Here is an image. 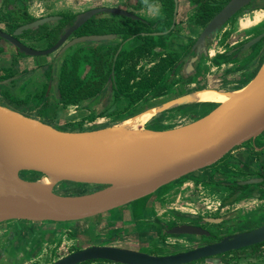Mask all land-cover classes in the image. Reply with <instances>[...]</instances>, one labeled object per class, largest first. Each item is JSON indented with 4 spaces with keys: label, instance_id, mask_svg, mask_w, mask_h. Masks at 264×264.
Wrapping results in <instances>:
<instances>
[{
    "label": "water",
    "instance_id": "95a60500",
    "mask_svg": "<svg viewBox=\"0 0 264 264\" xmlns=\"http://www.w3.org/2000/svg\"><path fill=\"white\" fill-rule=\"evenodd\" d=\"M253 1L229 0L208 21L193 45L194 56L187 64L193 73L219 30ZM100 14L136 19L120 9L87 10L78 14L58 42L46 50L32 49L17 38L60 20L59 16L36 19L17 27L11 34L0 32V38L19 54L47 56ZM261 37L249 40L244 49L251 48ZM95 39L99 36L73 39L59 52L64 53L76 40ZM205 91L220 92L226 99L215 103L199 118L175 127L161 130L135 127L141 117L152 118L179 107L212 103L200 97ZM263 134L264 57L254 75L240 88L195 90L96 130H60L0 104V224L78 223L95 218L149 198L184 177L208 169ZM262 180L250 178L238 183L247 186ZM61 184L89 189L81 194L57 193L55 189ZM168 233L209 236L199 227L184 224ZM262 243L264 224L176 254L159 256L117 246L90 245L51 264H84L95 260L112 264H192Z\"/></svg>",
    "mask_w": 264,
    "mask_h": 264
},
{
    "label": "rangeland",
    "instance_id": "374dc122",
    "mask_svg": "<svg viewBox=\"0 0 264 264\" xmlns=\"http://www.w3.org/2000/svg\"><path fill=\"white\" fill-rule=\"evenodd\" d=\"M15 1L14 3L18 5L19 10H16V5L12 3V10L5 11V13L4 11H0V31L2 32L10 33L13 25L22 23V11L20 10L22 6L21 0ZM9 5L8 3L6 8L9 7ZM195 19L194 17L189 19L190 25L192 27H198L199 29L194 38H191L192 40L197 38L203 28L201 25L194 24ZM229 22L227 23L228 25ZM227 24L215 36V38L220 39L223 45L232 43L228 29L224 31V28L228 26ZM185 30L184 27H180L177 31L178 34L181 33L185 37ZM262 32L264 31H254L247 39L251 40ZM19 40L25 46L32 49L46 50L45 41L40 39L36 34L21 36ZM246 41L245 39L235 46H240ZM260 45L263 46L260 57V61H262L264 57V45L263 43L259 44L257 50L261 47ZM11 51L14 52V50ZM183 52H186L185 49ZM256 54L257 51L250 56L252 57ZM152 61L156 62V59ZM142 63L145 64L144 61H142ZM238 64L239 63H235L234 65L236 66ZM203 68L201 69L203 75L200 74L201 76H198V79H200L198 82L203 80V83H196L199 84V86L191 85L192 82L195 81V78H190L185 81L181 80V82L174 87L176 89L166 97L144 104L139 108L132 107L126 112L121 111L118 113V116H116L117 118L114 119L132 117L152 106L180 96L190 90L201 89V87L202 89L209 88L219 91L235 89L240 85L241 81L239 80L244 79L243 76H239V71H241V69H237V74L234 70L236 67L234 66L225 68L216 66V68L212 69ZM11 74L13 73L7 72L1 78L5 80L10 78L12 76ZM234 75H237L235 78L238 79V83L233 82L234 78L232 76ZM218 82H221L222 86H219L221 84L217 85ZM226 83L228 86H226ZM214 105L215 103H206L176 108L153 116L152 118H145L140 127L150 129L175 127L199 118ZM231 159V154H228L210 169H204L198 173L191 174L164 187L155 193V195L147 198L143 207L140 208L141 213L137 216L135 215L137 207L135 205H130L112 211L99 218L87 220L85 222L82 221L81 223L62 225L63 229L52 239L49 247H47V252L44 253L43 256H35L34 254L32 259L27 262H19L18 264H51L66 255L87 246L96 245L97 243L108 246L116 245L117 247L128 248L152 255H170L204 246L218 241L225 236L237 232L249 231L263 225L264 185H249V187L244 188L237 197L234 196L236 199L235 201L230 204L225 202L234 190V183L250 178H261L260 173L264 171L259 168V165H256L260 159L254 158L255 160L246 164L240 161L238 165L234 163L231 165L229 163ZM209 172H212V174ZM218 174L220 176H218ZM210 177L212 180H209ZM229 183L230 185L228 186ZM88 189L89 187L61 184L56 187L55 191L62 194L68 191L74 194H81ZM246 199H252L256 202L254 205L256 211L241 214V210L238 211L237 205H241ZM205 219H220V221L206 222ZM183 224L201 227L210 233V237L204 238L194 235H173L168 233V230L171 228ZM12 226L13 221L0 225V242L8 238H6V236L13 228ZM3 230H7V233L3 232ZM239 256L240 258L228 257L226 262L221 261V257H215L205 259L203 262L196 264H264V247L259 248L257 252L244 250Z\"/></svg>",
    "mask_w": 264,
    "mask_h": 264
},
{
    "label": "crops",
    "instance_id": "0c3cea01",
    "mask_svg": "<svg viewBox=\"0 0 264 264\" xmlns=\"http://www.w3.org/2000/svg\"><path fill=\"white\" fill-rule=\"evenodd\" d=\"M14 2L16 1L0 0V11L5 13V11L12 10L11 4ZM4 3L6 5L9 3V7L4 9ZM21 4L20 10L22 14L34 19L60 14L77 15L95 8H111L125 10L145 21L155 22L165 18L169 13V7L157 0H21ZM192 8L193 6L189 0H176V4L173 6L175 14L174 29L177 31L180 27H184L186 29L185 35L189 38H194L196 32L198 33L199 31L198 27L190 25L189 19L193 18ZM16 10H19L18 5H16ZM224 29V31L228 29L232 43L223 45L219 38L214 39L206 59L203 60L197 69L195 81L192 84L203 83V80L198 82L200 80L198 76L203 75V71H201L203 67L212 69L216 68V66L220 68L234 66L236 67L234 70L237 72L238 68L248 64L244 74L247 77L243 81L239 80L241 81L239 87L244 85L254 75L258 60L255 58L256 55L252 57L250 55H253L257 48H251L249 53L242 57L240 61H230L229 58L225 59L224 57L220 60L217 57L225 53L234 52L233 47L245 39L248 40L247 38L252 32L264 31V10L255 9L242 14L229 22V25ZM177 36H171L165 42L171 43L174 47L178 40ZM138 43V41L133 42L132 45H137ZM59 60L60 58H57L56 52L40 57L24 55L1 56L0 77H3L7 72L13 74L6 80H0V104L62 130H68L70 127L85 121L89 116H93V110L87 111L71 105L57 103L54 86L45 75L50 69L55 70ZM235 63L239 64L235 66ZM188 74H192L188 66L182 67L179 71V76L186 77ZM232 77L234 78L233 82L238 81L235 78L237 75ZM12 78H15L14 81H11ZM217 85L222 86V83L218 82ZM226 86H228L227 83ZM120 103L126 106L127 100L121 99ZM231 156L232 159L229 160L231 165L232 163L238 165L240 161L246 164L255 160L254 158H259L260 161L256 165H259V168L264 171V134L253 142L237 148L231 153ZM209 173L212 174V172ZM218 176L220 175L218 174ZM261 185H264V182ZM255 203L252 199H246L241 205H237V209L238 211L241 210V214L251 213L256 211ZM14 223L10 232L7 233V230H3V232L7 233L6 238H8L6 239L7 241L0 242V264L27 262L33 258L34 254L35 256H43L47 252V247H49L52 239L63 229L62 225H64L52 222L31 223L20 221Z\"/></svg>",
    "mask_w": 264,
    "mask_h": 264
},
{
    "label": "trees",
    "instance_id": "16d2710c",
    "mask_svg": "<svg viewBox=\"0 0 264 264\" xmlns=\"http://www.w3.org/2000/svg\"><path fill=\"white\" fill-rule=\"evenodd\" d=\"M163 1L169 7V13L157 22L117 15H99L79 27L73 35L74 39L89 36H99V39L76 40L65 50L56 71L50 69L46 72V78H49L54 86L57 103L81 104L88 107L96 106L97 103L101 107L102 98H107L108 102L122 98L128 100V107H138L170 93L179 81L176 79V74L180 69L181 56L180 46H177L179 49L169 47L165 38L176 33L171 30L166 37L151 35L152 29L157 26L167 31L171 25L173 2L172 0ZM191 1L198 6L195 22L205 25L215 12L212 13L213 5L203 0ZM262 8L264 9V3ZM60 17L59 21L45 25L36 31L24 32L23 36L36 34L45 41L46 49L52 47L57 43L64 29L72 23L75 15L61 14ZM21 21L22 23L11 27V32L22 24L32 22L33 19L26 14H21ZM137 41L139 42L137 45H132ZM186 48L188 52H192L191 49L189 50L190 47L186 46ZM2 52L0 48V53ZM223 57L222 55L217 58L222 60ZM154 59L156 62L152 61ZM142 61H146L148 67L142 65ZM247 187L249 185L234 183V190L226 199L227 203L233 201ZM146 200L147 198L131 204L137 207L136 216L141 213L140 208ZM263 247L264 243L219 257L221 261L226 262L228 257L240 258L239 255L244 250L257 252ZM84 264L112 263L95 260Z\"/></svg>",
    "mask_w": 264,
    "mask_h": 264
},
{
    "label": "flooded vegetation",
    "instance_id": "af4514ba",
    "mask_svg": "<svg viewBox=\"0 0 264 264\" xmlns=\"http://www.w3.org/2000/svg\"><path fill=\"white\" fill-rule=\"evenodd\" d=\"M137 1V0H136ZM157 1H161V2H165V1H163V0H157ZM190 2H191V4H192V6H193V8H192V10H193V17L195 18V14L197 13V11H198V6H197V4H194L193 3V1H191V0H189ZM229 0H203V2H207V3H209L210 5H213V7H214V10L212 11V13H213V15H212V17L228 2ZM172 2L174 3L173 4V6L176 4V1L175 0H172ZM252 5H253V8H252ZM6 4H5V8H6ZM173 6H172V12H171V25H170V27H169V29L167 30V31H163V30H161L160 29V27L159 26H157L156 28H153L152 29V31H153V33L151 34V35H154V36H161V35H163V36H167L168 35V33L171 31V30H174L175 31V33H176V35H173V36H177L178 37V40H177V42L174 44V47H173V45H171V43H167L168 45H169V47H171V48H176V49H179V48H177V46H180V51H179V53H180V61H179V63H180V69H179V71L181 70V68L183 67H185V66H188L187 64H189L190 63V59L194 56V49H193V45H194V43H195V41H196V39L198 38V36H197V38L195 39V40H192L191 38H189V37H187V36H183L182 34L181 35H179L178 34V31H176L175 29H174V26H175V14H174V10H173ZM249 8V10L247 11V9ZM255 9H262V10H264L263 8H262V2L261 1H258V0H255V1H253L248 7H246V8H243L241 11H239V12H237L234 16H233V18L232 19H234V18H236V17H238V16H241L242 14H246V13H248V12H250V11H252V10H255ZM121 10V9H120ZM125 11V10H124ZM126 12H128V11H126ZM83 13V12H82ZM128 13H130V14H132L131 12H128ZM80 14V13H79ZM61 15V14H60ZM60 15H57V16H59L60 17ZM66 15H68V14H66ZM78 15V14H77ZM77 15H75V18H76V16ZM100 15H105V14H100ZM132 15H134V14H132ZM56 16V15H55ZM99 16V15H98ZM98 16H95V17H93V18H96V17H98ZM135 16V15H134ZM48 17V16H47ZM136 17V19H138V17L137 16H135ZM211 17V18H212ZM44 18V17H43ZM75 18H74V20H75ZM93 18H91V19H93ZM210 18V19H211ZM39 19V18H38ZM60 19H61V17H60ZM90 19V20H91ZM141 19V18H140ZM34 20H36V19H33V21ZM73 20V21H74ZM89 20V21H90ZM143 20V19H142ZM160 20V19H159ZM159 20H157V21H159ZM59 21V20H58ZM72 21V22H73ZM145 21V20H144ZM157 21H155V22H157ZM232 20H230V22H231ZM57 22V21H56ZM88 22V21H87ZM86 22V23H87ZM229 22V21H228ZM227 22V23H228ZM55 23V22H54ZM85 23V24H86ZM208 23V22H207ZM206 23V24H207ZM226 23V24H227ZM50 24H52V23H50ZM72 24V23H71ZM70 24V25H71ZM194 24H196L197 25V23L194 21ZM205 24V25H206ZM225 24V25H226ZM22 25H24V24H22ZM22 25H20V26H22ZM69 25V26H70ZM199 25V24H198ZM205 25H201V26H205ZM224 25V26H225ZM69 26H67V27H69ZM83 26V25H82ZM223 26V27H224ZM19 27V26H18ZM43 27V26H42ZM66 27V28H67ZM222 27V28H223ZM41 28V27H40ZM65 28V29H66ZM221 28V29H222ZM16 29V28H15ZM14 29V30H15ZM64 29V30H65ZM158 29H160V30H158ZM203 29V28H202ZM13 30V31H14ZM38 30V29H37ZM158 30V31H157ZM12 31V32H13ZM36 31V30H35ZM220 31V30H219ZM0 32H2V31H0ZM12 32H10L9 34H11ZM64 32V31H63ZM75 33V32H74ZM74 33L65 41V43L62 45V47L65 45V44H67V42H69V41H71V40H73L75 37L73 36L74 35ZM24 34V33H23ZM23 34H22V36H23ZM200 34V33H199ZM262 35V37L251 47L252 49L253 48H257L258 47V45L259 44H261V43H263V45H264V42H263V40H264V32H262V33H260V34H258L257 36H255V37H258V36H261ZM61 36V35H60ZM21 37V36H20ZM19 37V38H20ZM254 37V38H255ZM19 38H17L18 40H19ZM170 37H166L165 38V40L166 41H168V39H169ZM215 39V38H214ZM20 41V40H19ZM214 41V40H213ZM249 40H247L246 42H243V44H241L240 46H235V47H233L234 49V52H232V53H225V54H223V55H226V56H224V58L225 59H228L229 58V60L230 61H240L241 60V58L242 57H244L245 55H247L248 53H249V51L251 50V48H249V49H244V47H243V45L245 44V43H247ZM21 42V41H20ZM58 42V41H57ZM23 44V43H22ZM212 44H213V42L211 43V45L209 46V48H211V46H212ZM54 46V45H53ZM186 46H188V47H190L189 48V50L191 49L192 50V52L191 51H189L188 52V50H187V48H186ZM261 46V45H260ZM62 47H60L57 51H55L56 52V55H57V58H60V60H59V63H60V61H61V58H62V56H63V54L64 53H60L59 51L61 50V48ZM262 47V48H261ZM260 48H259V50H257V54H256V57L255 58H257V63H256V66L255 67H257L258 66V64L261 62L260 60H261V54H262V51H263V46H261ZM0 48L3 50V52L2 53H0V57L1 56H4V55H8V56H10V57H12V56H16V55H23V54H19V53H17L16 52V50L14 49V48H12L6 41H4V40H2L1 38H0ZM209 48H208V50H209ZM237 48V49H236ZM14 50V52H12L11 50ZM47 49H49V48H47ZM185 49V51L186 52H183V50ZM258 49V48H257ZM208 50H207V54H208ZM247 50H249L248 52H247ZM54 52V53H55ZM53 54V53H52ZM50 55V54H49ZM25 56V55H24ZM48 56V55H47ZM28 57H32V56H28ZM34 57H40V56H34ZM206 57H207V55L205 56V57H202L200 60H199V62H197V64H196V66H195V72L193 73L192 71H191V73L192 74H188L186 77H182L181 75L179 76V72L176 74V79L177 80H179L178 81V83L174 86V87H176L180 82H181V80L183 81H185V80H188V79H190V78H195L196 77V73H197V69H198V67L200 66V64L203 62V60L204 59H206ZM231 57V58H230ZM145 62V64H143L142 62H141V64L142 65H144V66H146V67H148V65H146L147 63H146V61H144ZM59 63H58V65H59ZM189 67V66H188ZM247 68H248V64H246V65H244V66H242L240 69H241V71H239L240 72V75L239 76H243V78L245 79L246 78V76L244 75L245 74V72H246V70H247ZM56 69H57V66H56V68H55V70L54 71H56ZM191 70V69H190ZM8 79V78H7ZM14 79L15 78H12L11 79V81H14ZM0 80H2L3 81V79L0 77ZM6 80V79H5ZM10 81V82H11ZM243 81V80H242ZM241 83V82H240ZM192 85H194V84H192ZM195 85H197V86H199V84H195ZM243 86V85H242ZM242 86H240V87H242ZM172 88V91L171 92H173V90H175L176 88ZM194 87H196V86H194ZM240 87H237V88H240ZM237 88H235V89H237ZM200 88H198L197 90H199ZM201 89H202V87H201ZM209 89V88H208ZM228 90H234V89H227L226 91H228ZM192 91H195V90H190L189 92H192ZM170 92V93H171ZM189 92H186V93H189ZM186 93H183V94H186ZM169 93H166V94H164V95H162V96H160V97H158V98H155V99H152V100H150L149 102H152V101H154V100H156V99H159V98H163V97H166L167 95H168ZM183 94H181V95H183ZM180 95V96H181ZM178 97V96H177ZM175 98V97H174ZM103 99V98H102ZM101 99V100H102ZM122 99V98H121ZM121 99H118V100H115V101H112V102H108L107 101V98H104L102 101L100 100V102H101V107H103V108H101V107H99L98 106V104L96 103V106H93V105H91L90 107H88L87 105H81V104H72V103H67V104H63V105H71V106H73V107H77V108H81V109H85V110H87V111H91V110H93L94 111V114H93V116H89L85 121H83V122H81V123H78V124H76V126H74V127H70L68 130H65V131H90V130H96V129H101V128H105V127H108V126H111V125H114V124H116L117 122H119V121H121V120H124V119H126V118H122V119H114V118H117L116 116H118V113L119 112H126V111H128L129 109H131L132 107H134V108H137L136 106H131V107H128V100L127 99H125V100H127V104H126V106H123V104H121L120 102H121ZM173 99V98H172ZM168 101V100H167ZM149 102H147V103H149ZM166 102V101H165ZM146 103V104H147ZM162 103H164V102H162ZM161 104V103H160ZM144 105V104H143ZM143 105H139L138 106V108L139 107H141V106H143ZM159 105V104H158ZM195 105V104H194ZM156 106V105H155ZM189 106V105H188ZM215 106V105H214ZM213 106V107H214ZM153 107V106H152ZM183 107H185V106H183ZM212 107V108H213ZM151 108V107H150ZM180 108V107H179ZM149 109V108H148ZM147 110V109H146ZM145 111V110H144ZM142 113V112H141ZM164 113V112H163ZM140 114V113H139ZM137 115V114H136ZM135 116V115H134ZM127 118H129V117H127ZM102 123V124H101ZM147 129H150V128H147ZM161 129H167V128H160V129H154V130H161ZM60 130H62V129H60ZM231 154V153H230ZM215 166V165H214ZM213 167V166H212ZM211 168V167H210ZM210 168H208V169H210ZM206 170V169H205ZM264 172H261L260 174H261V178L264 180V177H263V174ZM209 180H212V178L210 177L209 178ZM262 180V182H260V183H258L259 185H261L264 181ZM226 185V184H225ZM230 185V183L228 184V186ZM232 185V184H231ZM64 194H70V192L68 191V192H66V193H64ZM148 198V197H147ZM236 199H234L233 201H235ZM233 201H231V202H228L227 204H230V203H232ZM225 202H227L226 200H225ZM206 221V220H205ZM9 222V221H8ZM14 222H20V221H13V224H15ZM21 222H27V221H21ZM206 222H208V221H206ZM5 223H7V222H5ZM31 223H33V222H31ZM40 223H42V222H40ZM52 223H54V222H52ZM221 223V222H220ZM220 223H218V224H220ZM56 224H72V223H56ZM1 225V224H0ZM191 226H196V225H191ZM196 227H198V226H196ZM199 228H201V227H199ZM11 229V228H10ZM202 229V228H201ZM204 230V229H203ZM206 231V230H205ZM10 232V231H9ZM209 233V232H208ZM201 237H204V238H208V237H210V233H209V236L208 237H205V236H201ZM222 239V238H221ZM7 241V240H6ZM93 245H95V244H93ZM96 245H100L99 243H97ZM141 252V251H140ZM225 255V254H224ZM199 262V261H198Z\"/></svg>",
    "mask_w": 264,
    "mask_h": 264
},
{
    "label": "bare ground",
    "instance_id": "6f19581e",
    "mask_svg": "<svg viewBox=\"0 0 264 264\" xmlns=\"http://www.w3.org/2000/svg\"><path fill=\"white\" fill-rule=\"evenodd\" d=\"M200 97L203 100L207 102H212V103H220L226 99L225 96L221 95L220 92H214V91H205L200 95ZM145 118L146 116L139 118V120L137 121L139 124L135 125L137 129L141 128L140 126L141 124H143ZM88 220H91V219H88Z\"/></svg>",
    "mask_w": 264,
    "mask_h": 264
}]
</instances>
